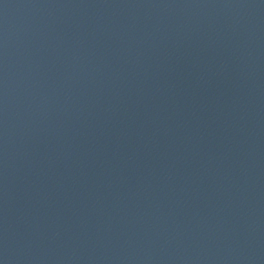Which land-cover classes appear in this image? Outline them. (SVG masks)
<instances>
[{"label": "water", "instance_id": "1", "mask_svg": "<svg viewBox=\"0 0 264 264\" xmlns=\"http://www.w3.org/2000/svg\"><path fill=\"white\" fill-rule=\"evenodd\" d=\"M0 264H264V0H0Z\"/></svg>", "mask_w": 264, "mask_h": 264}]
</instances>
